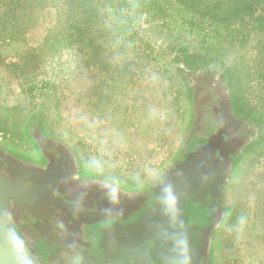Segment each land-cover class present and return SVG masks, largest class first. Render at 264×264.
Listing matches in <instances>:
<instances>
[{
	"label": "rangeland",
	"instance_id": "obj_1",
	"mask_svg": "<svg viewBox=\"0 0 264 264\" xmlns=\"http://www.w3.org/2000/svg\"><path fill=\"white\" fill-rule=\"evenodd\" d=\"M96 1L92 24L70 19L58 0H41L31 22L16 28L3 27L0 14L1 107L42 106L101 161L143 169V182L153 183L181 134L200 117L196 110L187 123L182 83L150 43L153 28L158 34L170 28L228 51L245 101L264 111V1L251 2L243 17L227 6L230 13L215 17L192 0H127L134 6L123 15L116 1ZM224 193L222 209L231 210L233 219L220 236L216 257L221 264H264V149L243 162ZM227 243L239 263L227 256Z\"/></svg>",
	"mask_w": 264,
	"mask_h": 264
},
{
	"label": "flooded vegetation",
	"instance_id": "obj_2",
	"mask_svg": "<svg viewBox=\"0 0 264 264\" xmlns=\"http://www.w3.org/2000/svg\"><path fill=\"white\" fill-rule=\"evenodd\" d=\"M153 29L150 43L182 83L187 123L196 110L217 116L240 140L231 155L232 171L239 172L249 156L264 149V111L245 101L235 60L228 51L192 40L183 29L163 34ZM26 105L0 106V186L8 193L9 228L43 262H102L103 230L137 220L152 203L143 182L146 172L106 164L47 109ZM222 213L232 221L231 210Z\"/></svg>",
	"mask_w": 264,
	"mask_h": 264
},
{
	"label": "water",
	"instance_id": "obj_3",
	"mask_svg": "<svg viewBox=\"0 0 264 264\" xmlns=\"http://www.w3.org/2000/svg\"><path fill=\"white\" fill-rule=\"evenodd\" d=\"M197 114V126L181 134L155 181L144 183L151 205L137 220L104 229V261L90 258L82 264H221L214 248L229 223L222 213L224 189L238 174L231 155L240 140L220 126L217 116ZM7 202L0 186V264H53L13 235L5 217Z\"/></svg>",
	"mask_w": 264,
	"mask_h": 264
},
{
	"label": "trees",
	"instance_id": "obj_4",
	"mask_svg": "<svg viewBox=\"0 0 264 264\" xmlns=\"http://www.w3.org/2000/svg\"><path fill=\"white\" fill-rule=\"evenodd\" d=\"M44 1V0H43ZM61 7H65L67 11L70 12V19L73 18H82V20H86L85 23H90L89 18L96 13V11L99 9V6L96 0H58ZM113 2V4L116 1V10L117 12L122 13L123 15V9H133L134 4L132 5L131 2L129 3V6L127 4V0L125 3L122 2V0H110ZM196 5H199L200 7L206 9L209 14H212V16L220 17L223 13H230L232 9V13H239L241 14L240 17L244 16V9L249 7L252 3L260 4L262 1L257 0H192ZM106 2H108L106 0ZM41 0H0V14L2 17V20H6V24L3 25V27H9L12 26L14 28L19 27L20 24H24L25 22H31V18L33 13L36 11V9L40 6ZM114 4V5H115ZM42 5V4H41ZM227 6V9H231V11L225 10ZM92 10L94 11L92 13ZM2 12V13H1ZM104 13H107L105 11ZM220 15V16H219ZM92 22V21H91ZM73 26V25H71ZM230 245V244H229ZM227 243V247H229ZM231 248L227 250L229 254L227 256H230L233 258L234 261L238 262L240 261L238 257V252H236L233 249V245H230ZM240 264V263H239Z\"/></svg>",
	"mask_w": 264,
	"mask_h": 264
},
{
	"label": "clouds",
	"instance_id": "obj_5",
	"mask_svg": "<svg viewBox=\"0 0 264 264\" xmlns=\"http://www.w3.org/2000/svg\"><path fill=\"white\" fill-rule=\"evenodd\" d=\"M170 204H174L175 203V200H174V198H170ZM239 223L241 224V225H243V223H244V219H243V217H241L240 219H239Z\"/></svg>",
	"mask_w": 264,
	"mask_h": 264
}]
</instances>
